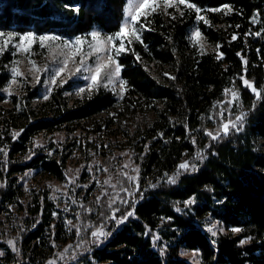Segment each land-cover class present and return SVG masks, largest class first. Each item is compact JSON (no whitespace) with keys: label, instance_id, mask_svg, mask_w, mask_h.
Listing matches in <instances>:
<instances>
[{"label":"trees","instance_id":"obj_1","mask_svg":"<svg viewBox=\"0 0 264 264\" xmlns=\"http://www.w3.org/2000/svg\"><path fill=\"white\" fill-rule=\"evenodd\" d=\"M193 2L205 12L222 3L232 6L233 11L209 14L210 25L198 23L213 49L197 53L189 47L187 34L196 21L194 9L181 6L184 14L175 10V19L160 13L149 15L147 20L141 18L151 22L142 30L144 43L130 46L140 53V59L132 51L117 57L123 65L121 77L131 87L121 97L118 114L104 127L98 123L87 127L86 123L100 111L114 108L115 94L99 88L91 95L69 96L72 81L53 90L39 104L32 103L39 87H28L11 99L10 106L3 107L1 90L10 79L6 66L11 57L8 53L0 56V148H7L6 155L0 152V264H45L53 250L49 241L60 242L59 226L51 218L49 204L42 198L25 204L19 179L25 173H39L62 180L67 171L65 150L71 147L84 155L100 150L105 167H110L118 159L111 155L119 141L139 165L142 194L131 202L136 214L121 225H109L110 236L101 244L91 243L90 228L99 223L101 212L108 211L105 205L109 195L100 197L99 202L87 201L80 214L82 230L78 235L86 243L72 264H193L182 254L194 249L200 252V264H264V100L255 99L238 78L233 79L242 74V62L236 55L241 50L248 60L247 78L257 87L264 85V35H244L264 28V0ZM125 3L0 0V18L18 29L57 30L69 35L71 29L85 27L115 33L123 20ZM65 5H79V11ZM254 9L258 10L255 22L248 19ZM233 32L239 33L235 40L230 39ZM217 41L225 53L219 60ZM161 66L168 67L169 78L154 75ZM234 86L240 97L229 108L231 96L229 93L226 99L223 89ZM254 100L256 106L252 108ZM243 110L248 114L240 132L233 129L215 140L204 133V128L215 131L220 120H234ZM14 129H23L16 139H12ZM75 133L77 138L67 143ZM40 136L47 138L48 147L36 144ZM193 136L196 144L192 143ZM205 145L204 160L193 161L198 168L182 172L176 183H169L165 172L172 174L182 159L194 156ZM124 180L119 176L117 183ZM148 183L156 186L147 187ZM193 193L195 204L185 207L183 200ZM116 206L121 212L129 207L120 201ZM89 207L92 211H85ZM176 207L184 211L177 212ZM212 221L225 229L213 237L203 227ZM234 225L241 231H232ZM70 232L77 234L75 229ZM154 234L159 236L156 244L151 240ZM243 236L251 239L240 245L238 240ZM10 238L16 239L19 252L8 247Z\"/></svg>","mask_w":264,"mask_h":264},{"label":"rangeland","instance_id":"obj_2","mask_svg":"<svg viewBox=\"0 0 264 264\" xmlns=\"http://www.w3.org/2000/svg\"><path fill=\"white\" fill-rule=\"evenodd\" d=\"M125 5L128 3V0H125ZM186 7L185 5H180ZM125 8V6H124ZM123 8V13H124ZM211 9V8H210ZM210 9L207 11H202L203 15L209 17V14H221L222 12L226 11L221 9L218 12H212ZM175 10H178L174 6H169L165 9L163 3L161 2L158 5L157 11L153 13H160L162 15H167L169 12L172 13ZM151 13V14H153ZM149 14V15H151ZM144 18V17H141ZM124 19V15H123ZM203 21H195V23L189 28L187 34V41L189 47L196 51L197 53H206L213 49V46L202 36L200 38V42L204 44V49L199 47V43H194L190 41V31L198 26V23ZM204 24V23H203ZM206 25V24H205ZM207 26V25H206ZM92 30L100 31L105 37L107 34L99 28H94ZM92 30H87L82 27L79 29H71L69 35H64L57 30H50V31H42L38 28H22L18 29L17 27L9 24H5V22L0 18V31L7 33L8 31H13L16 33L21 32H36L38 34L44 32H53L58 37H62L63 40H68L74 37L77 34H83L85 37V43L82 46V53L86 57L83 62V67L80 68L78 71L75 70V64L80 63L79 54L75 58V64L72 60L69 61V65L65 72H62L60 76L56 77V82H53L52 77L55 76L56 69L62 66V61L65 58V55L69 49L64 48L63 40H46L41 44L39 40V35L34 38V43L31 45L30 51L25 53L23 50L20 52L16 51L15 44H10L8 48L5 49L3 53H8L11 57L9 64H7V70L9 77L11 79V70L13 65H15L20 72L24 73L22 76L16 77V82L9 84V81L5 85V87L1 90V93L4 96V101L2 102L3 107H8L11 105L12 98H18L23 91L28 87H39V94L33 100V104H39L45 100H47L53 90L57 89L60 86L65 85L69 81H72V89L67 94L69 96L78 97L80 95H84L89 93V91L97 90L99 88L106 89L111 93L115 94L117 98V103L114 108L105 109L100 111L93 117L92 120L86 123L87 127H91L92 124L98 123L102 127H104L107 123H109L110 119L113 116L118 114L120 110V101L122 95H119V85L118 83L115 85L116 92H113L112 85L106 86L104 83H99L98 85H94L92 89H87L86 85L89 83L90 77V70L92 66L97 62V54L91 53L89 54L91 49L90 46L93 45L95 42L92 40V37L87 35ZM13 41H19V36L13 37ZM117 43L119 40L117 39ZM139 42V41H134ZM59 46V48H57ZM55 49V51H54ZM0 53V56L3 54ZM122 52L121 54H124ZM100 57H104V53L101 52L99 54ZM55 57V58H53ZM34 62V63H32ZM156 72L154 71V75L165 76L164 73L167 72L170 74V71L167 66H161ZM39 69V71H37ZM71 72V74H69ZM160 75H159V74ZM9 79V80H10ZM63 79L64 83H59V81ZM11 89V92L8 89ZM79 89H85L84 92L79 93ZM44 97H47L46 99ZM77 133L72 135L68 138L67 143L73 141V138L76 136ZM77 140V139H76ZM38 141L43 143L46 147L49 146V142L46 137L40 136L38 137ZM73 148V149H72ZM67 154V171L69 175L75 176L74 183H69L67 177L64 174V178L62 180H56L50 178L48 176H44L42 174H35V173H25L20 179L21 191H22V198L25 204H32L34 203L35 198H42L49 204L51 209V218L54 223L59 226L60 230V242L52 244V253L51 257L48 259L55 258L57 263L62 262L65 264H72L77 262L78 260V253L82 250V248H76V245L79 243L78 235H73L70 230L75 229L72 225L76 224V213L77 209H79L80 214L82 212L83 206L89 200H94L95 202L96 197H102L103 195H109V197L114 196V191L112 185L117 184V178L122 176L121 169L124 171L132 172L133 169L128 166L126 167V162L129 160V156H131V163L132 154L127 148L123 147V143L119 141V143L114 144L112 156H117L118 159L115 163H113L110 167H105L104 160L105 157L102 155L100 150L96 151L94 154L90 151L87 155H84L81 151H79L75 147H71V149L65 150ZM94 156V158H92ZM114 158V157H113ZM107 168V171H105ZM78 170V171H77ZM105 179L109 180V183H104ZM27 185V187H26ZM55 186V187H52ZM103 193V194H102ZM80 201H83L81 204ZM117 200L116 202H118ZM56 212L57 215L53 216L52 213ZM66 218L69 219V222L66 223ZM204 231L207 232L211 237V232L207 231L204 228ZM110 236V233L107 237ZM66 242L61 241L64 238H67ZM106 237V238H107ZM104 238V239H106ZM103 239V240H104ZM102 240V241H103ZM101 244V243H99ZM11 249V247L8 245ZM12 250V249H11ZM73 251H75V258H73ZM61 253H63V258L61 259ZM189 262L193 264H200V252L197 250L193 251H184L182 254Z\"/></svg>","mask_w":264,"mask_h":264},{"label":"snow or ice","instance_id":"obj_3","mask_svg":"<svg viewBox=\"0 0 264 264\" xmlns=\"http://www.w3.org/2000/svg\"><path fill=\"white\" fill-rule=\"evenodd\" d=\"M163 3L165 9H167L169 6H174L179 10L180 15L184 14L185 9L180 8V5H185L188 9H194L195 10V20L196 21H203L204 24L210 25L211 21L206 15L202 14V8L197 3L193 2V0H128V3L125 5L124 8V19L119 23L118 30L115 33H109L105 37L100 31L92 30L87 35L92 37V40L95 42L93 45L90 46V55L91 53L97 54V62L92 66L90 70V77H89V83L86 85L87 89H92L94 85H98L99 83H104L106 86L112 85L113 92H116L115 85L118 83L119 85V95H123L128 87H131V85L121 77V69L123 65L119 62L117 57L122 52L126 51H132L136 57L137 60L140 59V53L136 52L134 48H131L130 46L133 44L134 41H139L141 44L144 43L142 38V30L144 28H148L150 26V21L145 23L144 21H141V17H144L145 20H147V17L149 14L157 11L158 5L160 3ZM66 7L72 8L76 11H79V5H65ZM221 9H224L226 11H233L232 6L227 3H222L218 7H212L210 11L212 12H218ZM258 10H253V14L248 17L249 20H252L255 22V16L257 15ZM169 16H172L173 19H175V15L173 13H168ZM237 28H239V25H236ZM256 35L261 36L264 35V28H261L259 31H256L255 33L252 32H245L244 35ZM19 36V41H13V37ZM39 35V40L41 41V44L43 45V42L46 40H57L61 39L62 37H58L53 32H44V33H36L32 31L28 32H21L16 33L13 31H8L7 33L0 31V53H3L6 48L9 47L10 44H15L16 51L20 52L23 50L25 53L30 51L31 45L34 43V38ZM203 36L202 30L199 26L194 27L190 31V41L194 43H199V47L201 49H204V44L200 42V38ZM239 36V33L233 32L231 33L230 39L235 40ZM171 38V37H169ZM117 39L119 42L117 43ZM85 43V37L83 34H77L71 39L63 40L64 48L69 49L65 55V58L62 61V66L56 69L55 76L52 77L53 82H56V77L60 76L62 72H65L69 61L72 60L75 64V58L79 54L80 63L75 64V70H79L83 67V62L86 59V57L82 53V46ZM127 45V46H126ZM221 47V41H217L215 48L217 51L216 59L219 60L222 57L225 56V53L223 51H220ZM59 48V46H57ZM206 51V49H204ZM55 51V49H54ZM103 52L104 57L102 58L99 56V54ZM236 55L240 58L242 62V74H237L236 77L233 79H237L240 83L243 84V86L246 89H250V91L254 94L255 99L264 100V85L257 87L255 82L249 78H247V64L248 60L243 55L241 50H238L236 52ZM55 58V57H53ZM34 63V62H32ZM145 67H147L145 65ZM39 71V69H37ZM71 74V72H69ZM24 73L20 72V70L13 65L11 70V79L9 80V84L16 82L17 76H22ZM165 76H169L170 74L165 72ZM175 79V77H172ZM59 83H64V80L61 79ZM9 92H11V89H8ZM85 89H79L78 92L82 93ZM223 92L225 94V97L227 99L229 93L231 96V101H229L228 106L229 108L232 107V103L238 100L240 97V91L234 86L233 88L229 89L228 87H225L223 89ZM89 95H91V92L89 91ZM45 99L47 97H44ZM217 103L223 104L224 101H217ZM255 100L252 103V108H255ZM248 112L247 110L240 111L236 116L235 119H222L218 123V129L213 131L208 128H204L203 131L206 133V135L210 139H217L223 135H227L230 130H235L236 132H240L241 129L244 127V120L247 116ZM185 129H188V125L185 124ZM23 129L20 130H13L12 132V139H16V137L19 135V132H22ZM157 135L163 136L162 132H158ZM179 139V137H177ZM40 141H36V144H39ZM192 143L196 144L197 140L196 137H192ZM145 149L148 148V145H144ZM208 145H205L204 147L198 148L195 152L194 156H190L187 159H182L177 165L175 170L172 172V174H168L165 172L164 176L166 177L167 181L169 183H176L177 177L181 175L182 172H188L193 171L198 168V164L194 163V159L198 158L199 160L203 161L205 158V148H207ZM188 149H185V152H187ZM0 152H3L5 155L7 154V148H0ZM141 156H143V153H141ZM28 158L27 156L25 157ZM130 166L133 171L128 172L121 169L122 176L125 178L124 181L118 182L117 184L112 185L113 191L115 195L113 197H109L107 204L105 207L108 209L107 212H101L100 220L98 224H93L90 228L89 235L92 237L91 243L99 244L102 242L104 238H106L109 235V232L107 231V228L109 225H111L114 222V225H121L125 220L129 218V216L135 215L134 211V205L131 203L135 201L139 195H141L140 190V172H139V165H135L131 163V156H129V160L126 162V167ZM78 171V170H77ZM105 171H107V168H105ZM65 176L68 179L69 183H74L75 176L69 175L68 172H65ZM104 183H109L108 179H105ZM159 183V181H158ZM155 184L148 183L147 187H155ZM27 187V185H26ZM55 187V186H52ZM207 188L208 185H205ZM121 193L125 195H121ZM103 194V193H102ZM97 202H99L100 197H96ZM119 200L122 205H129L127 209L121 212V210L116 206V201ZM196 202V194L193 193L192 195H189L186 199L183 200V204L185 207L195 204ZM82 204L83 201H80ZM175 210L177 212L184 211L183 208L176 207ZM85 211L91 212V207L86 208ZM117 213H120L119 215ZM53 216H56L57 213L53 212ZM76 224L72 225V227L75 228V231L77 235L81 232V225H80V211L77 209L76 213ZM167 220L173 219L172 217H165ZM66 223L69 222V219L66 218ZM106 222H108L106 224ZM175 227V225H173ZM203 227L212 233V235H217L218 232L224 231V228H219L216 225V221L207 222L203 225ZM232 231L234 232H240L241 228L239 225L232 226ZM147 234V232H145ZM19 235V233H17ZM159 236L158 234H154L151 236V240L153 244H156L158 241ZM250 236H243L238 240V243L240 245H244L246 241L250 240ZM50 243L55 245V240H50ZM7 245H9L13 252H19V248H17V241L15 238L7 239L6 241ZM85 240H80L79 243L76 245V248H81L83 245H85ZM166 247V246H165ZM161 252L164 251V247H161ZM197 250H193L195 252ZM2 254V253H0ZM75 251H73V258H75ZM63 258V253H61V259ZM19 264V262H17ZM45 264H57V261L55 258L50 259L48 261H45Z\"/></svg>","mask_w":264,"mask_h":264}]
</instances>
